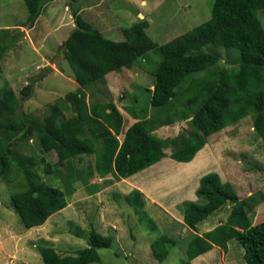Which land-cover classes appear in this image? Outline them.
I'll list each match as a JSON object with an SVG mask.
<instances>
[{
    "label": "rangeland",
    "instance_id": "374dc122",
    "mask_svg": "<svg viewBox=\"0 0 264 264\" xmlns=\"http://www.w3.org/2000/svg\"><path fill=\"white\" fill-rule=\"evenodd\" d=\"M213 1L54 0L29 28L22 0H0V29L7 30L0 35V89L8 84L20 98V90L36 80L31 97L21 102V111L41 122L56 101L78 89L61 50L62 42L74 28L69 7L79 10L83 20L114 42L124 40L123 29L145 18L149 23L146 34L163 45L209 20ZM257 17L264 27V10H259ZM203 52L216 54L219 61L209 71L190 76L176 89L173 102L178 108L184 107L181 105L192 95L196 81L208 73L237 67L235 51L207 46ZM159 62L157 53L148 52L131 67L117 75L113 72L115 75L107 79L110 85L105 82L87 88V102H113L123 116L124 128L132 122L127 112L153 118L149 90H153L152 71ZM253 117L251 114L209 137L190 165L169 158L179 148L177 135L188 137L192 132L190 117L151 127L154 137H166V157L130 181H115L110 175L99 178L94 172V155H79L58 163L54 152L41 151L36 138L16 143L10 174L0 181V264H42L39 246L51 247L60 256H75L87 247L86 237L92 228L110 237L112 244L98 250L99 262L91 264H181L185 260L184 249L194 235L182 225L181 204L197 200L199 179L211 172L231 184L239 199L250 197L252 225L264 221V144L254 131ZM165 119L161 116V121ZM159 129L161 132H156ZM42 159L50 165V173L45 172ZM144 174L149 179L143 181L145 216L140 220L125 202V196L130 191L129 184L133 180L137 183ZM30 175L63 192L71 185L73 193L67 196V206L50 216L43 226L25 229L9 198L25 189ZM229 211L230 205L225 204L197 226V234L222 223ZM160 236L175 243L163 262L156 261L150 250L151 242ZM215 251L212 259L202 264H244L243 250L236 240L228 242L225 254L219 249Z\"/></svg>",
    "mask_w": 264,
    "mask_h": 264
},
{
    "label": "trees",
    "instance_id": "16d2710c",
    "mask_svg": "<svg viewBox=\"0 0 264 264\" xmlns=\"http://www.w3.org/2000/svg\"><path fill=\"white\" fill-rule=\"evenodd\" d=\"M22 1L32 28L44 8L54 0ZM69 10L74 28L62 42L61 50L78 89L56 101L41 122L21 111V102L31 97L37 81L27 83L19 92L20 98L4 84L0 89V181L10 174L13 146L32 138H36L43 153L54 152L58 163L79 155H94V172L99 178L110 175L115 181L142 172L166 157V139L154 137L151 127L170 125L189 117L192 132L188 137L177 135L179 148L169 155L175 162H191L209 137L251 114L254 131L264 144V27L257 17V12L264 10V0H214L209 20L163 45L156 44L146 34L149 23L145 18L123 29L124 40L114 42L83 20L79 10L70 7ZM6 32L0 29V35ZM207 46L235 51L237 67L208 73L196 81L192 95L181 105L183 108H178L173 102L176 89L190 76L209 71L219 61L216 54L203 52ZM151 51L160 56L152 71L153 90H149L154 117L145 119L129 110L127 114L135 122L123 131L124 119L116 105L89 104L85 90L105 83L108 74L131 67ZM161 116L166 119L161 121ZM41 163H45L43 159ZM44 167L50 173V165L45 163ZM148 179L144 174L137 183L133 180V184ZM70 186L63 192L30 175L25 189L10 195V204L25 229L38 228L67 206V196L73 193ZM195 196L196 201L181 204L182 225L194 232L181 264H191L213 247L225 254L231 240L241 246L244 264H264V221L252 225L250 197L239 199L232 185L222 182L213 172L199 179ZM125 202L140 220L144 218V201L139 190L129 192ZM225 204L230 205L226 219L213 229L197 234V226ZM86 238L87 247L75 256H60L51 247H37L42 264L98 263L97 251L110 248L112 239L93 228ZM174 245L167 236H160L150 244L151 255L163 262L169 247Z\"/></svg>",
    "mask_w": 264,
    "mask_h": 264
},
{
    "label": "crops",
    "instance_id": "0c3cea01",
    "mask_svg": "<svg viewBox=\"0 0 264 264\" xmlns=\"http://www.w3.org/2000/svg\"><path fill=\"white\" fill-rule=\"evenodd\" d=\"M116 75H117V73H115ZM114 73L113 74H108L106 77H105V82L107 83V85H110L109 84V82L107 81V79L108 78H110L111 76H113V75H115ZM116 82H113V84H115ZM135 122V120H133L132 119V122L128 125V126H126L125 128L123 127V131H125L129 126H131L133 123ZM125 126V125H124ZM161 130L162 129H159L158 131H156V132H161ZM166 137H163V138H160V139H165ZM195 158V157H194ZM186 165H190V162H189V164H186ZM144 171V170H143ZM140 173V172H139ZM139 173H137V174H135V175H133V176H131V177H129V178H127V179H124V181H126V180H128V181H130V179L131 178H135L136 176H139L138 174ZM132 183V182H131ZM129 184V189H130V191L129 192H131L132 191V189L134 190V189H136V190H139L141 193L143 192V187H145V184L142 182V181H139L138 182V184ZM214 227H216V226H214ZM213 227V228H214ZM213 228H211V229H213ZM211 229H209V230H211ZM208 230V231H209ZM204 232H207V231H204ZM204 232H202V233H204ZM201 233V234H202ZM201 234H199V235H201ZM216 249H219V248H217V247H213L210 251H208V252H206V253H204V254H202L201 256H198L197 258H195L194 260H192V262H191V264H202V262H204L205 261V263L208 261V259H212V254L214 253V252H216L215 250ZM220 250V249H219ZM220 252H222L221 250H220ZM220 254V253H219Z\"/></svg>",
    "mask_w": 264,
    "mask_h": 264
}]
</instances>
